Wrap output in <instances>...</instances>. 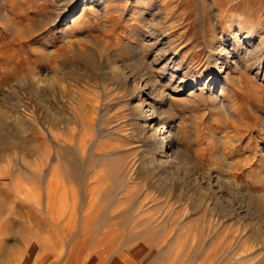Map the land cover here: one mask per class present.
Returning a JSON list of instances; mask_svg holds the SVG:
<instances>
[{"label":"rangeland","instance_id":"1","mask_svg":"<svg viewBox=\"0 0 264 264\" xmlns=\"http://www.w3.org/2000/svg\"><path fill=\"white\" fill-rule=\"evenodd\" d=\"M90 2L0 0V264H264V0ZM119 38L130 48L115 53ZM91 46L101 63L86 75ZM46 49L68 72L54 108ZM139 59L166 92L184 85L164 115L217 184L147 160L146 108L133 115L109 83Z\"/></svg>","mask_w":264,"mask_h":264},{"label":"bare ground","instance_id":"2","mask_svg":"<svg viewBox=\"0 0 264 264\" xmlns=\"http://www.w3.org/2000/svg\"><path fill=\"white\" fill-rule=\"evenodd\" d=\"M98 2L103 3V2H100V0H91L90 4H93V3L95 4ZM118 41H119L118 45H116L114 47L115 53H117L118 49L124 50V49L130 48V45H128V41L124 40L123 38H119ZM225 41L226 40H224V38L222 36L217 35L216 33H213V38H212V42H211V45H213V49H209V55H208L209 62H212L211 73L218 71V68H220L219 70L221 71V69L224 65V55H225V50H226V42ZM91 47L92 48L87 54V59L85 60V65H84L86 75H89L90 73H92L94 71V66L97 64V60H99V63H101V61L99 59L100 58L99 51L97 50L96 46H91ZM42 54H43V52H42ZM44 54H46L47 60H50V59L52 60V63L50 65H47L48 66L47 68H48V72H49L48 73L49 79L52 81V84H53L52 86L50 84L51 88L48 89L49 90V98H50L51 103L53 105L52 108H54L56 105L57 93L59 92L55 89V83H56L55 81H57L58 78L61 77L62 75H64V76L68 75V72L63 70L62 67H61L62 68L61 70L58 69V65H56V61L54 59V55L58 54L57 51H52L51 49L50 50L46 49V53H44ZM157 55H159V54H157ZM113 56H114V53H113ZM115 56H117V55L115 54ZM156 56L153 57L151 62L156 61V59H157ZM41 60H42V57H41ZM41 60L39 62H41ZM140 63L146 64V61L140 60V62H137L136 65H133V66H129L130 64L125 65V66L123 65L120 68V70H116V73L114 72L115 75L111 78V81L109 83L112 84L113 86L115 85V86L119 87L120 89H122L124 92V95L126 94V97L128 98V100H131V102H129V104H130L129 108H130V110L133 109V111H132L133 115H134V113H135L134 111L136 109H139L138 114L140 115V109L146 108V110H144V109L142 110L143 114H141V116H139L140 117L139 128L144 133V135L146 134V136L144 138V145L146 146L145 152L148 153L147 160L149 161V163H153L155 167H159L160 169H162V171H164L165 173H167L171 176L176 175V174H178L179 171L183 170V171L187 172L188 175L192 179L198 180V178L199 179L205 178L204 176H206L207 177L206 180H207L208 184H210L211 186L213 183L217 184L218 180H219L218 175L211 174L212 171L210 172L207 167L203 166L202 161L200 162L197 160L198 158L194 162H190V159L188 158L187 154L185 153L186 150L181 147V138L178 135L179 128H180V123H179L180 121L178 122L176 119L170 120L165 116L166 114L164 115V112L165 111L167 112L166 109H169V107L171 105H170V102L168 103L167 106H165V104H163V103L167 102V99L169 100V98H171L173 94L174 95L176 94L175 90L178 92H180L181 90L183 91L184 85L182 87L178 86L179 88L176 86L170 87V86L165 85V87H169L168 90L170 93H168V91L166 92L165 89L161 88L162 85L159 86L158 84H156L154 82L155 79L151 75L152 73L150 74L149 72L143 70V68H141ZM151 65H152V63H151ZM166 65H167V63H166ZM146 67H148V66L145 65V68ZM80 74L82 75L84 73H80ZM216 74H217V72L212 77L216 78ZM44 76H46V75L44 74ZM72 78L73 77H71V79ZM40 79H39V81H40ZM43 79H41V80H43ZM210 79H212V78H210ZM216 81L217 80L214 79L211 86H214L213 83L215 84ZM196 87H197L196 85H193V89L190 92H188L187 94H193L194 95V93H195V96H197L196 98H201V97L204 98L205 97L203 94L204 93L203 92L204 87L202 86L201 90H200V88H198V87L196 88ZM60 91L61 92L65 91V89L60 88ZM209 91H212V88H210ZM142 92H144L146 95H149V96L150 95L156 96L160 100V103H158L157 106L153 105L151 103V101L146 102L145 99L142 100L141 96H139V98L136 100L135 95L137 93L141 94ZM172 100H173V98H172ZM217 103H218V101H217ZM231 103H232V101L224 99V108H226V109L228 107L231 108V106H230V105H232ZM171 109L172 108L170 107L168 112ZM158 111H160L161 113L158 114ZM171 116H170V118H171ZM173 116H174V114H173ZM171 125L174 128V134L175 135H171L168 133V128ZM248 151H250V150H248ZM262 160L264 162V155L260 156V162H262ZM187 164H189L190 166H187ZM200 164H201V168H198ZM192 166L195 168H192ZM227 176L233 178L229 174H227ZM212 180H214V181H212ZM224 180L226 181V180H230V179L228 177L227 178L224 177ZM237 196L240 197L241 195H237ZM224 197H226V196H224ZM226 198H228V200L226 202L229 206H232L235 204V203L231 204V202L229 201L231 198H229V197H226ZM241 205H243V204H241ZM246 207H247V205H246ZM67 208H69L72 211V207L70 208V205L68 204V202H67ZM242 209H244V208H242ZM70 210H69V212H71ZM236 211H238V210H235V212Z\"/></svg>","mask_w":264,"mask_h":264}]
</instances>
